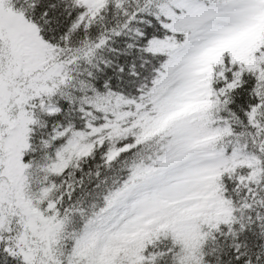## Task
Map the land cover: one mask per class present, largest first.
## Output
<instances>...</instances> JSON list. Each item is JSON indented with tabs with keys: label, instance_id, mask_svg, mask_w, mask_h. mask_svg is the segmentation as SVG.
I'll use <instances>...</instances> for the list:
<instances>
[{
	"label": "snow or ice",
	"instance_id": "6c2138e0",
	"mask_svg": "<svg viewBox=\"0 0 264 264\" xmlns=\"http://www.w3.org/2000/svg\"><path fill=\"white\" fill-rule=\"evenodd\" d=\"M0 264H264V0H0Z\"/></svg>",
	"mask_w": 264,
	"mask_h": 264
}]
</instances>
